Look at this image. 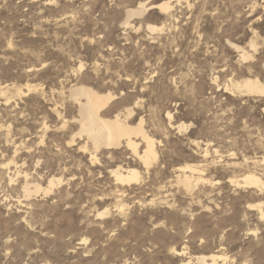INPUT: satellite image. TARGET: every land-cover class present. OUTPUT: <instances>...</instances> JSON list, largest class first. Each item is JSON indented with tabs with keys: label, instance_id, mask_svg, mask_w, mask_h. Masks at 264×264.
<instances>
[{
	"label": "rangeland",
	"instance_id": "obj_1",
	"mask_svg": "<svg viewBox=\"0 0 264 264\" xmlns=\"http://www.w3.org/2000/svg\"><path fill=\"white\" fill-rule=\"evenodd\" d=\"M162 1L0 0V264H182L215 251L264 264V218L247 205L264 193L230 181L248 171L264 181V96L224 92L245 75L264 80V0H168L169 12L122 24L127 7ZM249 40L254 59L239 61L230 43L253 52ZM76 83L114 92L106 116L134 107L128 122L142 117L156 142L147 171L125 144L94 162L67 146ZM116 164L140 180L117 183ZM187 164L206 178L192 191L177 182ZM24 173L62 182L19 204Z\"/></svg>",
	"mask_w": 264,
	"mask_h": 264
},
{
	"label": "bare ground",
	"instance_id": "obj_2",
	"mask_svg": "<svg viewBox=\"0 0 264 264\" xmlns=\"http://www.w3.org/2000/svg\"><path fill=\"white\" fill-rule=\"evenodd\" d=\"M177 1L180 2L181 0H177ZM185 1H189V0H185ZM151 8H158L162 12H169L170 9L172 8V4L168 0H164L160 3L150 4V5H147L145 2H139L136 6L127 7V9H125L124 11L125 18L123 19L122 24L129 25L132 18L136 16H142L146 11H148ZM147 28L151 32L153 31L155 32L156 30L161 29L158 26L153 25V24H147ZM247 43H248L247 46H249L253 52H250L245 47L240 46L236 43H233V42L230 43L231 46L235 49L236 53L238 54L239 61L243 62V61H247L250 59H254V53L257 51V44L254 40H251L250 42H247ZM258 53H259V50H258ZM262 60L264 59L262 58ZM261 64L264 70V61ZM254 65L255 64L252 63L253 67ZM81 67L82 65H79V68ZM255 72L256 71H254V73ZM244 74L245 73L241 75H244ZM263 81L260 80V77H258V75H255V76H252V74L248 76L245 75V77L239 80L231 81V87L225 86L224 92L226 93L228 90L235 91L238 93L239 96H242V97L244 96H264ZM86 84H83V83L72 84L69 86V89L67 90L68 97L76 104L77 115L76 117L73 118V120L71 118V121H75L78 124V130H76V132H73L71 136L69 135L68 137L69 139L67 140V146L71 147V146L76 145L79 151L83 152V154L85 153L88 154L89 162H94L97 160L96 153L98 151L102 149H113V148L116 149V148H119L122 144H125L133 152V154L139 158L140 162L143 164V166L145 167V170L147 171L157 161L158 153L155 147V143H156L155 139L145 129L144 120L142 119V117L137 123L130 124L128 122V118L131 119V116L134 114V109H133L134 107L127 108L124 114L118 111V112H115L112 116L104 115V110L107 109L109 104L116 98V96L113 94L114 92L112 93L110 90L109 91L105 90V92H100L94 89L93 87H91L90 85H86ZM17 92L19 95L22 92V90L18 89ZM57 114L58 116L61 115V113L58 111H57ZM167 116L169 120H171L172 114L170 112L167 113ZM61 120L63 119L61 118ZM178 128L180 130L185 127L183 126V124H181L178 126ZM77 138L79 139L84 138L85 141L83 140L84 142L82 144H78L79 142L76 143ZM141 143L143 144V147H142V150L139 151V146ZM208 153L209 151H208V148L206 147L203 150V156L206 157ZM263 160L264 159H262V161ZM10 163H14L15 165H17V163L14 160L9 161L5 165L8 166ZM179 170L181 174L177 176V182L185 188V191L186 190L192 191L199 183H204L206 181V178L202 177L204 170L200 168V166L198 165L187 164L184 166H180ZM15 173L19 175L20 172L16 170ZM112 174L114 176L115 181L122 185L130 184L133 182H138L141 177L138 168H134V167L124 168L122 166H117L115 169L112 170ZM12 181H14V179L12 177H9V182H12ZM230 181L234 182L238 187L255 188L264 193V181L261 176H259L257 173L253 171H248L242 174L239 180H230ZM61 182H62L61 177L50 176L47 180V185L43 186L44 184L42 185L41 181H39L37 178L31 179L29 178L28 173H24L23 180L22 182H20L21 183L20 184V197H17L16 201L19 204H24L23 202L30 201L31 197L33 196L35 197V196L48 195L52 192L53 188L56 185L60 184ZM18 192L19 191H17V194ZM7 199H8V196L5 197V200ZM247 205L248 207H251V208L257 207L259 214H260L259 216L261 218H264V210H263L264 202L263 201L258 204H247ZM105 211L100 212L98 215L100 216L104 215L106 213ZM174 252L178 255L182 253V251L180 250H174ZM182 264H227V263H226V257L222 254L217 253V251H215L207 255L199 254V255H196L194 258L189 257L187 260L183 261Z\"/></svg>",
	"mask_w": 264,
	"mask_h": 264
}]
</instances>
